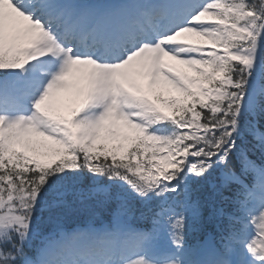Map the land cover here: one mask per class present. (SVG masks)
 I'll return each instance as SVG.
<instances>
[{"label": "snow or ice", "instance_id": "1", "mask_svg": "<svg viewBox=\"0 0 264 264\" xmlns=\"http://www.w3.org/2000/svg\"><path fill=\"white\" fill-rule=\"evenodd\" d=\"M0 264H264V0H0Z\"/></svg>", "mask_w": 264, "mask_h": 264}, {"label": "trees", "instance_id": "2", "mask_svg": "<svg viewBox=\"0 0 264 264\" xmlns=\"http://www.w3.org/2000/svg\"><path fill=\"white\" fill-rule=\"evenodd\" d=\"M250 180H251V178L249 177V181ZM224 208L226 210H230L229 206L227 204L224 205ZM74 222L81 223V219L79 217H74V218H72L71 220L68 221V224L70 225V224H72ZM209 231H214V229H209ZM203 237H204V235L201 232H196V233L190 232V233H188V236H187L188 243L189 244L197 243L200 240H202Z\"/></svg>", "mask_w": 264, "mask_h": 264}]
</instances>
